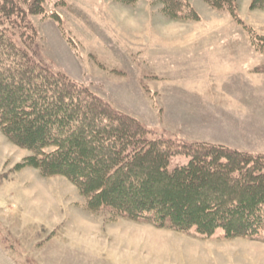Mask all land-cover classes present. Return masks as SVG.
<instances>
[{
    "label": "rangeland",
    "instance_id": "1",
    "mask_svg": "<svg viewBox=\"0 0 264 264\" xmlns=\"http://www.w3.org/2000/svg\"><path fill=\"white\" fill-rule=\"evenodd\" d=\"M251 1L233 16L188 0L198 19L172 20L157 0H40L27 19L39 61L152 138L264 154V10ZM31 155L0 129V264H264V231L204 237L94 212L67 178L16 168Z\"/></svg>",
    "mask_w": 264,
    "mask_h": 264
},
{
    "label": "trees",
    "instance_id": "2",
    "mask_svg": "<svg viewBox=\"0 0 264 264\" xmlns=\"http://www.w3.org/2000/svg\"><path fill=\"white\" fill-rule=\"evenodd\" d=\"M157 1L172 20L198 19L188 0ZM204 1L236 15L237 0ZM250 5L264 10V0ZM34 6L26 11L16 0H0V129L32 153L16 168L67 178L94 212L110 208L158 228L257 240L264 231V154L152 138L138 120L36 58L38 33L27 16L44 11L40 0ZM178 156L189 161L171 170Z\"/></svg>",
    "mask_w": 264,
    "mask_h": 264
}]
</instances>
